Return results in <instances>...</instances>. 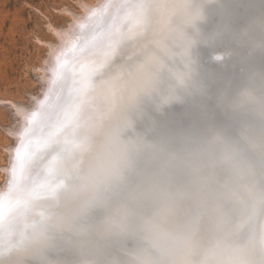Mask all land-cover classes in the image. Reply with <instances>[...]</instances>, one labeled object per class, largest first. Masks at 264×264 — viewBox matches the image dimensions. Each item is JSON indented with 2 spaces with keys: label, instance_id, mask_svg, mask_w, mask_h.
<instances>
[{
  "label": "clouds",
  "instance_id": "9594fccd",
  "mask_svg": "<svg viewBox=\"0 0 264 264\" xmlns=\"http://www.w3.org/2000/svg\"><path fill=\"white\" fill-rule=\"evenodd\" d=\"M238 2L112 0L117 27L74 63L49 129L63 130L26 165L43 173L55 157L63 187L31 200L22 181L11 194L22 206L0 221V264H264V72L216 100L239 118L234 134L165 135L149 118L207 95L198 49L231 40L218 64L264 54V12L238 33L205 31L210 9Z\"/></svg>",
  "mask_w": 264,
  "mask_h": 264
},
{
  "label": "rangeland",
  "instance_id": "374dc122",
  "mask_svg": "<svg viewBox=\"0 0 264 264\" xmlns=\"http://www.w3.org/2000/svg\"><path fill=\"white\" fill-rule=\"evenodd\" d=\"M76 2L75 0H0V164L4 162L3 151L6 152L9 148L13 147L16 143L15 133L19 128L21 133L25 126L21 123L23 116L20 115V118L17 114V109H21L23 106L21 110L24 111L25 106L26 108L29 107L35 96L41 91L40 89L43 86L42 76L45 73L46 63L50 59L49 54L52 53L53 46L56 45L55 42L58 44L56 46L60 45L61 32L65 30V24H67L66 27L71 26V21L72 23L74 21V14H81L80 11L83 12L80 5ZM69 8H71V11L73 9V13ZM65 9H67V12ZM67 20L69 21L66 23ZM69 22L71 25L68 24ZM55 26L58 27V29H55ZM53 35H55V38ZM227 42H229V44H226V46L219 45L222 51L224 48L234 47L231 43L232 41ZM219 52L220 51H217L216 53ZM238 52V60L241 64L245 63L247 58L242 55H249L247 54L248 50L241 48ZM216 53L212 52L209 56L204 57L205 59L203 58L204 61H202V63H204L205 60L211 63L212 60L210 58ZM43 62H45L46 65ZM234 64L233 59H231L223 64H218V66L214 67V71L210 70L212 69L209 67L210 64H204L205 68H209L205 71L204 78L207 85L212 90L210 94L211 92H216L214 89V83L216 82L213 77L217 74V71H219L218 69H220L221 72L224 69H230V71L233 72L232 69L233 66H235ZM35 70H40L41 73L35 72ZM35 74H39V79H41L39 80L36 78ZM200 101L203 105L204 103L207 104L208 112L200 117L201 109L199 102H196L194 99L193 102L196 105L189 104L185 112L186 115L176 118L177 121L181 120L180 122H183L180 125L178 133L193 130L194 128L197 130L203 129L210 123L217 126L218 121H227V118L222 117V111L217 106L215 107V103L212 99L208 100V98L202 97ZM190 106L197 107L196 111H198V113L192 112L193 109H191ZM219 111H221V114ZM173 116L175 117L174 110L171 113V121ZM205 117H207L208 120H206ZM191 121L194 123L192 128L185 129V123L188 122L191 126ZM170 124H168V127H171ZM9 135L13 136L9 137ZM9 141L10 144H8ZM3 167L2 165L1 168Z\"/></svg>",
  "mask_w": 264,
  "mask_h": 264
},
{
  "label": "snow or ice",
  "instance_id": "6c2138e0",
  "mask_svg": "<svg viewBox=\"0 0 264 264\" xmlns=\"http://www.w3.org/2000/svg\"><path fill=\"white\" fill-rule=\"evenodd\" d=\"M114 7L112 0H109V3L94 10L78 25L80 32L78 35L73 33L75 39L70 48L62 46L59 49H53L45 68L46 72L51 71V77L43 99L37 101L36 107L30 112L17 109V114L24 117L25 126L19 135L18 146L14 150L7 188L0 192V221L22 206L19 200L11 198V194L22 181L26 186L30 185L28 197L31 200L52 197L63 187V182L52 183L55 157L43 173L36 166L26 175V165L39 153L47 150L51 146V139L63 130L62 126H57L51 131L49 129L66 100L70 98L73 65L90 49L100 45L117 27V17L112 11ZM81 72L85 73L86 68H81Z\"/></svg>",
  "mask_w": 264,
  "mask_h": 264
},
{
  "label": "bare ground",
  "instance_id": "6f19581e",
  "mask_svg": "<svg viewBox=\"0 0 264 264\" xmlns=\"http://www.w3.org/2000/svg\"><path fill=\"white\" fill-rule=\"evenodd\" d=\"M77 0H75V2H76ZM248 2H250V4H249V6H248V8H247V12H246V14H245V16H244V20L242 19V18H240V16H238L237 14H238V11H236V10H234V9H232V12H233V14H234V19H233V24H234V26H232L231 25V28H232V31L234 32V33H238L242 28H244L248 23H249V21L254 17V16H256V15H259L260 13H262V12H264V4H261V3H253V2H251V0H247ZM240 2H244V0H240ZM78 5H80V7H81V9L83 10V12L82 11H80L81 12V14L80 13H77L76 15L74 14V21H73V23H72V21H71V24H70V22L68 23L69 25H71V26H69V27H66L67 26V24H65L66 26H65V30L63 31V32H61V42H60V45L59 46H56V45H58L57 44V42H55V44L56 45H54L53 47V49H59V48H61L62 46H64L65 47V44H66V42L68 41V40H74L75 39V35H73V33H75V34H79V32H80V29H79V27H78V25L80 24V23H82L84 20H86L87 19V17L89 16V15H91V13L94 11V10H96L97 8H101V7H103L106 3H107V0H79V1H77L76 2ZM76 3H75V6H76ZM239 3V2H238ZM246 3V2H245ZM241 3H239V4H235L234 3V6H236V5H240ZM248 4V3H247ZM77 5V6H78ZM241 5H244V3L243 4H241ZM247 6V5H246ZM246 8V7H245ZM244 8V9H245ZM70 9V11H71V8H69ZM66 10V12H67V9H65ZM80 10V9H79ZM79 10H78V12H79ZM72 13H73V9H72V11H71ZM76 12H77V10H76ZM75 13V12H74ZM65 14V13H64ZM71 15V14H70ZM70 17V16H69ZM216 19H219V20H221L222 21V23H223V18H221V13H219V12H217L216 13ZM69 20H67L66 21V23L68 22ZM243 21V22H242ZM51 26H54V25H51ZM50 26V27H51ZM49 27V28H50ZM55 29H58V27H54ZM64 28V27H63ZM61 29V28H60ZM63 30V29H62ZM57 31V30H56ZM55 31V32H56ZM58 34V33H57ZM54 36V38H55V35H53ZM57 41H58V39H57ZM227 41H230L231 42V40H229V39H225L224 41H222L221 43H220V45H222V46H226V44H229V42H227ZM53 42V43H54ZM42 43V42H41ZM48 43V42H47ZM232 43V45L234 46V44H233V42H231ZM46 44V43H45ZM48 45H49V43H48ZM52 45V44H51ZM53 49H52V51H53ZM225 49V48H224ZM245 49H247V48H245ZM217 51H220V52H222V50L220 49V50H217ZM217 51H213V53H216ZM238 51H239V49H238ZM243 52V51H242ZM217 54V53H216ZM248 54V53H247ZM50 55V54H49ZM48 55V56H49ZM242 56H244V57H246L247 58V61L245 62V63H242L241 64V62L238 60V57H239V55L237 56V57H234L233 58V62L235 63L234 65L235 66H233V71H238V72H241V71H243V68H245V69H247V68H250L251 67V72H253V71H261V72H264V54H255V55H252V56H249V55H242ZM204 57H206V56H204ZM203 57V58H204ZM213 57V56H212ZM212 57L210 58L212 61H211V63L213 64L212 66H211V63H208V61H206L205 60V62H204V64H210V68H212V69H210V70H213V69H215L214 67H216V66H218V63H216V62H214L213 61V59H212ZM48 58V57H47ZM205 59V58H204ZM202 61H204V60H202ZM210 61V60H209ZM44 64H45V62H43ZM42 64V63H41ZM44 64H43V66H44ZM47 64V63H46ZM45 64V65H46ZM42 66V67H43ZM47 67V66H46ZM214 71V70H213ZM35 72H40V70L39 71H37V70H35ZM223 72H232V71H230V69H224L223 71H222V73ZM41 73V72H40ZM39 73V74H40ZM39 74H35L36 75V78H38L39 79ZM35 75H34V77H35ZM218 75H220V73H219V71H217V74H215L214 75V77H217ZM232 75V74H231ZM38 76V77H37ZM40 76H42V75H40ZM43 77V86H42V88L40 89L41 91L37 94V96H35V98H34V100H33V102L29 105V103H28V105H29V107H27L26 108V106H25V110H24V112H30L31 110H33L35 107H36V105H37V101H39V100H42L43 99V97H44V95H45V93H46V91H47V89H48V87H49V83H48V80H49V78L51 77V71H48V72H46L45 71V73H44V75L42 76ZM41 79V78H40ZM39 79V80H40ZM39 82H41V81H39ZM39 84V83H38ZM41 84V83H40ZM241 86V85H240ZM39 87V86H38ZM37 88V87H36ZM38 89V90H39ZM37 91V90H36ZM223 92V91H222ZM222 92H220V91H216L215 93L214 92H211V94L209 93L207 96L208 97H206V99L208 98V100H211L212 99V101L215 103V105H216V100H217V98L219 97V95L222 93ZM36 93V92H35ZM32 100V99H31ZM14 102V101H13ZM22 103H25V102H22ZM6 104V103H5ZM10 105V104H9ZM13 105V104H12ZM27 105V104H26ZM8 106V105H7ZM199 106H200V109H201V113H200V117L202 116V115H204V114H206L207 112H208V106H207V104L206 103H204V105H203V103L201 102V101H199ZM217 106V105H216ZM9 107V106H8ZM18 107V106H17ZM13 108V107H12ZM23 108V106L21 107V109ZM190 108L191 109H197V107H194V106H190ZM16 111V110H15ZM14 112V111H13ZM223 114L222 115H224L223 117L224 118H227V121H218V123H217V127L219 126V127H222V128H224L229 134H234L235 133V130H236V127L238 126V122H239V118L238 117H232V116H230V115H228V114H226V113H224V112H222ZM193 115V114H192ZM20 116V115H19ZM19 118V117H18ZM20 118H21V116H20ZM206 118V120H208V118L207 117H205ZM202 119H203V117H202ZM179 122V121H178ZM195 122H196V120H195ZM22 124H24L25 125V120H24V117H23V119H22V122H21ZM183 122H179V126L182 124ZM21 124V125H22ZM175 124V119L173 120V117H172V121H171V127H168L169 129H170V133L172 132V128L174 127L173 125ZM185 125H186V123H185ZM18 127V126H17ZM206 127V126H205ZM189 129H191L190 127H188ZM20 129V128H19ZM19 129H18V131L15 133L16 135H14L15 136V140H16V143L13 145V147H11V148H9L6 152H4L3 151V163H1L0 164V192H3V191H5L6 190V188H7V184H8V181H9V179H10V169H11V163H12V157H13V155H14V150H15V147L16 146H18V142H19V135H20V131H19ZM185 129H187V128H185ZM9 130V129H8ZM177 132H178V130H173V134L172 135H176L177 134ZM12 135V136H13ZM8 136V135H7ZM12 136H10L9 135V137H12ZM13 139H14V137H13ZM9 140H10V138H9ZM11 141V140H10ZM10 141L8 142V144H10ZM12 142V141H11ZM12 145V144H11ZM11 145H9V146H11ZM8 147V146H7ZM6 147V148H7ZM2 165L4 166L3 168H1L2 167Z\"/></svg>",
  "mask_w": 264,
  "mask_h": 264
},
{
  "label": "water",
  "instance_id": "95a60500",
  "mask_svg": "<svg viewBox=\"0 0 264 264\" xmlns=\"http://www.w3.org/2000/svg\"><path fill=\"white\" fill-rule=\"evenodd\" d=\"M239 3H241V4L244 3V5L240 4V5L234 6V3H228V4L224 5V10L223 11L217 10L215 8L210 9L209 10V22L205 26V31L206 32H210L218 24H223V23H229L230 26L231 25L234 26V24H233L234 14L232 12V9L238 11L237 15L240 16V18H242L244 20V16H245V14L247 12L246 10H247L250 2H248L247 0H244V2H239ZM239 3H235V4H239ZM217 12L221 13V18H223V23H222L221 20L216 19L215 16H216ZM219 45L215 49L200 48V49L197 50L198 51V55H199V59H200L201 73H202L203 76L205 75V71H207L209 69V68H205L204 67V63H202L203 57L204 56H209L213 51L220 50L221 47L219 48ZM212 65L213 64L211 63V66ZM250 69H251V67L247 68V69L243 68V71H241V72L233 71V72H223V73L220 71V69H218L220 75H218L217 77H213L212 76L213 78H215L214 81L216 82V83H214V87H215L214 89L216 91H225V89H228L231 92H235L236 90L239 89L240 85H242L245 82L247 76L251 73ZM210 91H212V90L208 86L207 95L210 93ZM207 95L205 97H207ZM201 99L202 98H196L195 101L199 102ZM189 104L196 105V104H194L193 100H190V101H187L185 104L173 105L171 108L165 110V112L162 115L156 114V113L151 112L149 110V118L156 122V126H157V131L158 132H160L162 134H165V135H172L173 134V130H178V131L180 130L179 122L181 120L178 122L176 118H180L181 116H183V115L185 116L186 115L185 112H186L187 108L189 107ZM215 107H216V105H215ZM173 110H174V113H175V117L173 116V120L175 118V124L173 125L174 127L172 128V132L170 133V129L168 128V124H170L171 113H172ZM192 112H197L198 113V111H196L195 109L192 110ZM219 113L221 114V111H219ZM190 123L192 124L191 126H190V124H188V122H186V125H184V127L192 128L194 123H193V121H191ZM147 126H148V120L146 119L144 122L138 123L137 131L146 132ZM182 129H183V127H182ZM194 129H196V128H194ZM177 134H178V132H177ZM149 138L153 139V138H155V135H150Z\"/></svg>",
  "mask_w": 264,
  "mask_h": 264
}]
</instances>
